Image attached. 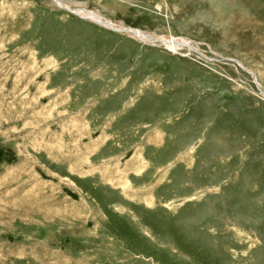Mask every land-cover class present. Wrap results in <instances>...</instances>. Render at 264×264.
<instances>
[{"label": "rangeland", "instance_id": "obj_1", "mask_svg": "<svg viewBox=\"0 0 264 264\" xmlns=\"http://www.w3.org/2000/svg\"><path fill=\"white\" fill-rule=\"evenodd\" d=\"M60 1L189 46L0 0V264H264V0Z\"/></svg>", "mask_w": 264, "mask_h": 264}, {"label": "bare ground", "instance_id": "obj_2", "mask_svg": "<svg viewBox=\"0 0 264 264\" xmlns=\"http://www.w3.org/2000/svg\"><path fill=\"white\" fill-rule=\"evenodd\" d=\"M57 3H58V5H61V6H63L64 4L62 3V1H60V0H55ZM90 12V11H89ZM89 12H86V11H83V10H81V11H79L78 12V9H77V13L82 17H84V18H92L93 19V21H95V22H99V23H101V25L102 24H106V25H104L105 27H107V28H109L108 26H110V27H114V26H112V24L111 23H109L108 21L107 22H105V21H103L102 20V18L101 17H99L98 16V14L96 15V14H94V12L91 14V13H89ZM83 14V15H82ZM88 16V17H87ZM95 19V20H94ZM115 28V27H114ZM131 32H130V34H134L135 36H137V37H139L140 39H142V40H145V41H153V42H158L159 44L161 43V44H163L164 46H166V47H170V48H173V49H177V48H179V47H186V46H189L188 45V43L186 42V41H184V39L182 40V39H176V38H174V37H157V36H153V35H150V34H147V33H145V32H143V31H139V30H135V29H133V28H131V30H130ZM256 80V79H255ZM257 81V80H256ZM257 84H258V81L256 82ZM258 86H259V84H258ZM260 88V87H259ZM262 91V94H263V96H264V91L263 90H261Z\"/></svg>", "mask_w": 264, "mask_h": 264}, {"label": "water", "instance_id": "obj_3", "mask_svg": "<svg viewBox=\"0 0 264 264\" xmlns=\"http://www.w3.org/2000/svg\"><path fill=\"white\" fill-rule=\"evenodd\" d=\"M64 8H66V9H68L69 11H71L72 13H74V14H77V15H79L78 13H77V9L76 8H71V7H69V6H63ZM100 16V15H99ZM83 17V16H82ZM101 17V16H100ZM103 17V16H102ZM105 21H107V20H105ZM97 23H99V22H97ZM101 24V23H100ZM102 25H106V24H102ZM109 28H111V29H113V30H116V31H118V32H121V33H128V34H130V30H131V28L130 27H119V28H114V27H110V26H108Z\"/></svg>", "mask_w": 264, "mask_h": 264}]
</instances>
